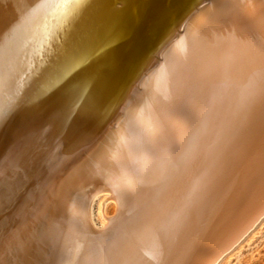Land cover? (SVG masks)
<instances>
[{"label":"bare ground","instance_id":"1","mask_svg":"<svg viewBox=\"0 0 264 264\" xmlns=\"http://www.w3.org/2000/svg\"><path fill=\"white\" fill-rule=\"evenodd\" d=\"M27 4L0 0V264L38 231L50 264H214L264 214V0L197 7L122 100L179 0Z\"/></svg>","mask_w":264,"mask_h":264},{"label":"water","instance_id":"2","mask_svg":"<svg viewBox=\"0 0 264 264\" xmlns=\"http://www.w3.org/2000/svg\"><path fill=\"white\" fill-rule=\"evenodd\" d=\"M124 1L125 0H111V5L115 6V11L120 10L119 14H121V12H123L126 7L125 4H123ZM208 1L210 0H179L177 10L172 14L170 21L166 23V26L156 39L154 45L146 51L144 59L140 63L136 64V66L132 68L133 70L129 71L130 73H126V79L123 80V84L125 85L121 89L122 91L119 96V98L121 97V100L125 96V92L128 87L127 85H129L130 87L132 83L134 84L136 83V81L141 80V78L146 74V72L158 62L159 59L157 55H159L161 50L171 40L177 38L180 35L181 26L186 20V18L190 16V14L194 12L197 7L203 6ZM126 2H128V0H126ZM113 11L114 10H112V12ZM46 87L47 84H44V86H42V89H39L38 91L36 90L37 92L40 91V94L43 96L42 98L47 97V92L44 91V88ZM37 92H35L34 95H36ZM119 108L120 107L118 104L117 106H114V108L111 109L112 111L108 113V115L104 119V123H102L103 125L101 127V130L106 128L110 124V122H112V119L117 113V110H119Z\"/></svg>","mask_w":264,"mask_h":264},{"label":"rangeland","instance_id":"3","mask_svg":"<svg viewBox=\"0 0 264 264\" xmlns=\"http://www.w3.org/2000/svg\"><path fill=\"white\" fill-rule=\"evenodd\" d=\"M107 196V192L99 193L92 204L97 226L114 213V200ZM214 264H264V214Z\"/></svg>","mask_w":264,"mask_h":264},{"label":"snow or ice","instance_id":"4","mask_svg":"<svg viewBox=\"0 0 264 264\" xmlns=\"http://www.w3.org/2000/svg\"><path fill=\"white\" fill-rule=\"evenodd\" d=\"M16 10L21 19L27 18L33 11L30 6H28L27 0H16ZM258 19L259 22L264 25V4L261 5ZM262 45H264V43H262ZM7 57V50L0 49V64H2ZM11 172L12 170L10 169L7 174L10 175ZM79 175L85 182L95 179L94 175L87 170H82ZM114 195L118 200H122L125 193L116 190ZM51 238V235L41 231H38L33 238L26 240H17L13 235L9 245L5 249V255L12 258L8 260L7 264H50L49 261L43 259V256L45 253L51 255L54 250L50 243ZM0 247H3V245H0Z\"/></svg>","mask_w":264,"mask_h":264}]
</instances>
